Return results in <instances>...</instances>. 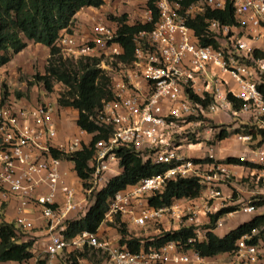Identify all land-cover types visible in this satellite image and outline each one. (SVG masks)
Returning <instances> with one entry per match:
<instances>
[{"label": "built area", "instance_id": "1", "mask_svg": "<svg viewBox=\"0 0 264 264\" xmlns=\"http://www.w3.org/2000/svg\"><path fill=\"white\" fill-rule=\"evenodd\" d=\"M148 1L142 0L137 21L151 23L152 28L134 35L136 47L131 61L121 59L125 51L118 40L121 23L107 19L103 10L91 17L88 32L75 23L71 32L64 30L57 41L65 58L100 57L98 67L111 79L112 98L104 100L102 109L90 117L100 127L110 128V132L107 138L95 143L96 151L89 161L93 171L86 187L72 174L74 163L54 156L52 149L75 153L99 130L88 133L76 125V132L58 142L62 120L58 103L33 104L0 96V200L8 202L16 198L14 223L21 230L33 231L37 217L45 222L48 235L40 253L45 264H59L65 252L81 251L86 246L107 253L111 264L202 262L204 258L197 251L179 250L174 242L134 252L99 231H83L69 238L64 233L65 223L84 215L93 204L94 195L121 173L117 150L127 146L140 152L145 160L170 167L118 192L109 202L105 222L121 214L129 224L143 230L156 226L159 233L163 229L195 226L196 238L205 241L209 229L201 226L210 222L211 213L225 206L219 207L226 200L220 183L223 177H229V165L237 164L218 163L214 147L207 152L213 161L187 157L173 140L177 123H191L192 120L186 119L229 109L234 114L256 118V125L264 128V92L260 88L264 84V55H254L258 48L255 42L264 40V0H197L189 4L185 0H156L157 18ZM229 6L237 24L205 17L207 35L219 45H203L189 21L203 17L209 10H226ZM261 51L264 53V49ZM190 93L202 101L211 98L209 105L205 107ZM230 95L243 102L240 110L233 108ZM236 136L252 153L241 158L264 165V140L252 148L255 141L252 135ZM193 177L204 185L203 209L196 206V199L189 198L167 207L149 205V198L161 193L170 180ZM217 199L222 200L216 202ZM200 210L206 216L205 222ZM257 210L253 203L241 205L219 217L212 231L224 226L226 215L251 214ZM164 222L166 228L161 226ZM249 238L238 240L227 264H262L264 241L248 243Z\"/></svg>", "mask_w": 264, "mask_h": 264}, {"label": "trees", "instance_id": "2", "mask_svg": "<svg viewBox=\"0 0 264 264\" xmlns=\"http://www.w3.org/2000/svg\"><path fill=\"white\" fill-rule=\"evenodd\" d=\"M197 0H185L189 4ZM156 0H149L148 5L152 8L155 18L158 11ZM106 4V0H0V67L9 64L14 55L24 50L29 41L39 43L50 49L49 64L47 74L38 76L44 81L45 87L53 88V81L62 83L67 88L64 97H61L58 108L62 112V117L66 119L69 112L74 117V123L85 129L88 133H99L89 137L88 143L85 141L81 150L72 154H64L56 149H52L53 155L63 157L74 163L72 174L79 178L83 187L88 184L86 180L92 174L93 168L89 161L93 158L95 143L100 138H107L110 128L100 127L90 117L95 116L103 107L104 100L112 98L110 90V77L100 68L98 64L100 57H82L78 60L64 58L57 46V41L64 30L71 32V27L75 24L76 14L86 7L100 8ZM205 17H213L230 25H236L237 20L232 7L226 10H209L202 17L190 20L189 24L203 45L218 46L219 43L214 37L208 36ZM117 19L121 26L119 28L118 40L124 47V54L121 59L125 62L134 58L135 42L134 35L143 29H151L152 24H142L138 21H128L127 13H123ZM255 57L263 56L260 48H255ZM264 92V84L260 85ZM190 96L202 101L198 95L190 93ZM235 110H240L243 102L229 96ZM17 99V98H15ZM211 98L203 100L202 104L209 105ZM63 113H67L66 116ZM63 121H60V124ZM257 126V127H256ZM243 133L252 135L253 140L259 139L258 145L264 140V128L258 125L242 124L234 131L226 128L216 134L217 140H224L232 134ZM257 145V146H258ZM122 171L115 175L106 186L94 195V202L89 210L81 217L68 219L65 223L64 233L67 237L89 231L96 233L105 222L106 214L109 210L110 200L120 191L127 190L138 184L142 179L164 172L170 167L168 164H156L151 160H145L140 152L132 147L122 146L117 150ZM201 162H210L213 159L205 157L195 159ZM218 163L237 164L254 170H263L264 165L258 164L241 157H227ZM82 185H78L81 188ZM204 192V185L199 178H177L170 180L161 193L154 194L149 198V205L155 208L171 206L175 201L189 198L196 199ZM253 203V202H252ZM255 205V203H253ZM256 206V205H255ZM237 206L222 208L216 213H211L210 222L202 225V228L209 229L206 233L207 239L199 241L196 238L195 226H184L175 230L163 229L160 233L149 238L138 237L134 232L129 231L127 217L116 215L113 221L108 224L117 229L120 235V245L126 246L131 251L137 252L141 249L161 248L169 242L176 243L179 250H194L203 258L213 257L223 253H233L237 249V242L244 236L250 237L248 243H259L264 241V213H256L252 219L240 223L225 235L219 236L212 229L215 228L219 217L227 212L237 210ZM36 239L28 232L18 228L14 222H0V262L26 263L31 261L35 252ZM96 249L86 246L81 251L65 252V255L83 254L82 251ZM98 250V249H96ZM100 251V250H99ZM45 264V259L41 258Z\"/></svg>", "mask_w": 264, "mask_h": 264}, {"label": "rangeland", "instance_id": "3", "mask_svg": "<svg viewBox=\"0 0 264 264\" xmlns=\"http://www.w3.org/2000/svg\"><path fill=\"white\" fill-rule=\"evenodd\" d=\"M113 1L114 0L109 1V4L112 5ZM139 5L140 6L138 7L137 14L133 18L132 22H135L140 18L139 14L142 12V2ZM116 13H107L106 18L112 20L114 19V17L121 15V13ZM27 43L28 46L24 50H22L20 56L16 58L14 62L15 64H12V66L14 65L16 68V72H14V84H11L12 82L9 81L8 78L10 77L9 71L15 68L8 67L6 70L3 71L4 73L0 72V96L4 97L5 100H8L10 98H17L23 100L26 103L33 104L41 103L43 101H49L51 103H60L61 97H64L63 93H67L66 86L54 80L53 88L50 90L45 87L43 80L38 79V76H44L47 74L46 69L49 64L48 60L50 57V49L39 43H34L33 41H29ZM107 65L112 66V64L109 62H107ZM63 115L66 116L67 113H63ZM73 116L69 112L68 117L66 119L62 117V121H70L71 118L72 121H74ZM186 120L192 121L191 123L187 121L177 123L178 126L176 130L174 129L173 134L174 143L189 144L190 142L193 144H197L204 141L209 147L208 149L211 148V144H216V134L219 133L221 129L226 128L229 131H234L244 123H249V125H256L257 122L256 118L254 117L244 114H234V112L229 109L223 110L219 113H201L198 116H192ZM208 137L209 140L206 139ZM229 138L230 141L233 142V147L235 148L234 141L236 142L240 140L237 138L236 134H232L231 136H229ZM232 138H234L235 140H232ZM258 141L259 139H255L251 147L256 148V146L258 145ZM204 144L205 143H201L200 145H203L205 147ZM200 145H192V147L197 148L200 147ZM243 147L246 149L244 156L248 157L250 154L252 155V153L248 151V148L245 146V144ZM201 151H203V149H201ZM207 152L208 150L206 151L204 157H208ZM217 152L218 151H216L215 147L214 153ZM215 157H217L216 154ZM227 157H225L224 159H226ZM221 182L226 184L225 192H227L228 196L225 201L219 203V207H223V205H225L223 208L230 206L240 207L241 205H246L253 202L255 203L258 209L257 213H264L263 170L252 171L249 168L247 169V167H245V169L243 170L240 166H232L231 170H229V177H223ZM241 215L242 213L240 212L234 215L233 217H228L230 215L224 216V221L226 224L225 228L228 229V225H232V223L239 219ZM108 222L109 221H106L105 223ZM137 230L140 231V233L141 231L143 232V229L139 227L137 228ZM103 235H105L106 238L111 239V236H109L107 232H105V234ZM155 235L157 234H151L146 236L143 235L141 237L149 238L150 236ZM82 252L83 254L76 253L75 255L70 256L65 255L62 258V264H111L108 254L104 253L103 251L91 249L89 251L84 250Z\"/></svg>", "mask_w": 264, "mask_h": 264}, {"label": "crops", "instance_id": "4", "mask_svg": "<svg viewBox=\"0 0 264 264\" xmlns=\"http://www.w3.org/2000/svg\"><path fill=\"white\" fill-rule=\"evenodd\" d=\"M109 1H111V0H106V4L100 8H95V7L83 8L82 10H80L76 14L75 23L79 24L82 27V31L88 32L90 30V26L92 23L91 17L93 15H95L99 10H103V12L105 14H107L109 12L110 13H113V12L116 13V11H117L116 14L127 13L128 21L132 22L133 18L137 14L138 7L140 6L139 4L142 2V0H114L113 4L111 5V4H109ZM135 9H136V11H135ZM255 46L258 48L264 49V40L256 41ZM21 53H22V51L15 54L14 58L12 59V61L9 64L5 65L4 67H0V72H3L8 67L9 68H11V67L15 68V66L14 65L12 66V64H15L14 62H15L16 58H18V56H20ZM14 72H16V68L11 69L9 71L10 77L8 79H9V81L12 82L11 84H14V82H15ZM243 122H247V121H243ZM74 132H76V121L74 123V121H72V118L70 121L64 120L60 124L59 135H58L57 141L60 142V141L64 140L66 137H68L69 135H72ZM206 139L209 140V137ZM232 140H235V139L232 138ZM241 141L242 140L236 141V142L234 141V146H235V148H234L233 142L230 141V138L228 137L224 140H217L216 144H211L210 146L214 147V148L216 147V151H218L217 153H215L217 155L216 159L217 160H223L227 156L238 157V156H244L245 155L246 149L243 146L245 144V146L247 147V144L244 141H242V142ZM201 143H205L204 144L205 147L203 145H200ZM178 145H180L182 147V151L184 149L183 152L185 153V155L187 157H192V158L204 157V155L206 154V151L209 148L207 146L206 142H204V141L197 143V144H193L190 142H189V144L178 143ZM192 145L193 146L200 145V147L196 148V147H192ZM201 149H203V151H201ZM229 166L232 168V166H235V165H229ZM236 166H240V165H236ZM240 167H242L243 170L245 169V166L241 165ZM220 185H221L220 188L223 191L224 197L227 198L228 195H227V192H225V185L226 184H224L222 182V183H220ZM203 194H204V192H203ZM202 195L200 197L196 198V200H195L196 206L200 209H203V207L205 206V201L203 200ZM219 200H222V199H217L216 202H218ZM17 207H18V201L16 200V198H13V199L9 200L8 202H4V201L0 200V222L1 221L14 222V220L17 216ZM238 213H240V212H238ZM238 213H235V214L230 215L228 217H233L234 215H236ZM199 214H200V217L205 222L206 216L204 215L203 211L200 210ZM255 215H256V213H251V214L242 213V215L239 219H237L234 223H232V225H228V227H229L228 229L225 228L226 224L224 223L223 227L216 228L214 230V232L216 234H218L219 236H223L228 231H230L231 229L238 226L240 223L252 219V217H254ZM107 224L108 223L104 222L101 225V227L99 228V233L103 235V234H105V232H107V234L109 236H111L110 238L113 241H119V238H120L119 233L116 231L115 228H113L112 226H109ZM161 226L166 228L165 226H167V222H164L163 224H161ZM128 228H129V231L134 232V235L138 236V237H141L143 235L146 236V235L159 233V230L156 229V226L150 227L148 229H144L143 232L141 231V233H140V231L137 230V227H135L133 224H129ZM28 234H30V236H33L36 239L35 247H33V251L35 252V256L28 263L29 264H41V263H43V261L40 257V253L43 250L42 243L45 240L44 238H46L48 235V228L46 227L45 222L41 218L37 217L35 229L33 231L28 232ZM232 257L233 256L230 253H223V254L213 256V257L204 258L202 262H197V261L193 260L189 263H179V264H227V262L230 261L232 259ZM38 259H39V261H37ZM6 264H26V263H19V262L11 261V262H8ZM168 264H174V263L170 262ZM262 264H264V261L262 262Z\"/></svg>", "mask_w": 264, "mask_h": 264}]
</instances>
